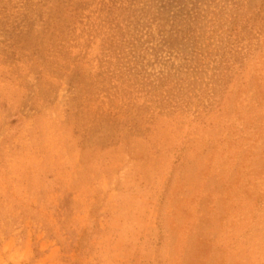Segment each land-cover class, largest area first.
Returning a JSON list of instances; mask_svg holds the SVG:
<instances>
[{"label":"rangeland","instance_id":"374dc122","mask_svg":"<svg viewBox=\"0 0 264 264\" xmlns=\"http://www.w3.org/2000/svg\"><path fill=\"white\" fill-rule=\"evenodd\" d=\"M0 264H264V0H0Z\"/></svg>","mask_w":264,"mask_h":264}]
</instances>
